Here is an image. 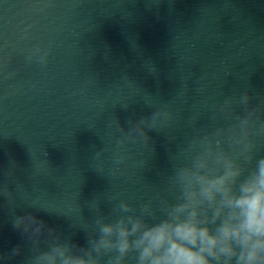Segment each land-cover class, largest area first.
I'll return each mask as SVG.
<instances>
[{
  "label": "water",
  "instance_id": "water-1",
  "mask_svg": "<svg viewBox=\"0 0 264 264\" xmlns=\"http://www.w3.org/2000/svg\"><path fill=\"white\" fill-rule=\"evenodd\" d=\"M49 43L46 67L26 60ZM246 86L264 98V0H0V252L22 248L0 264L30 254L12 227L15 205L82 247L98 202L108 215L107 200L152 201L159 215L157 194L174 199L170 156L194 135L190 120L210 123ZM145 103L167 105L174 123L149 130L148 146L129 142L112 176L113 118L127 129L155 110Z\"/></svg>",
  "mask_w": 264,
  "mask_h": 264
},
{
  "label": "clouds",
  "instance_id": "clouds-1",
  "mask_svg": "<svg viewBox=\"0 0 264 264\" xmlns=\"http://www.w3.org/2000/svg\"><path fill=\"white\" fill-rule=\"evenodd\" d=\"M51 51V43L36 45L26 60L46 67ZM249 88L226 95L210 123L190 120L194 135L170 156L167 191L174 199L157 194L159 215L152 201L136 207L125 199L107 200L112 204L108 215L100 212L98 202L90 208L94 228L82 247L33 212L15 215L13 206L12 227L30 247L23 264H264V98ZM145 104L155 110L130 121L127 129L113 118L119 136L112 150V176L128 160L129 142L148 146L149 130L163 131L174 123L167 105ZM104 151L93 157L100 159ZM93 168L103 174L102 164ZM72 226L83 229L73 221ZM21 255L17 245L0 252V262Z\"/></svg>",
  "mask_w": 264,
  "mask_h": 264
}]
</instances>
